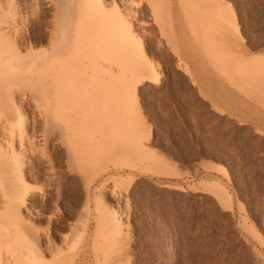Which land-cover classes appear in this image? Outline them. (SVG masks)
Segmentation results:
<instances>
[{
    "label": "rangeland",
    "instance_id": "1",
    "mask_svg": "<svg viewBox=\"0 0 264 264\" xmlns=\"http://www.w3.org/2000/svg\"><path fill=\"white\" fill-rule=\"evenodd\" d=\"M198 1H104L109 10L116 2L126 13L131 12L128 17L133 30L148 59L155 63L160 81L146 80L135 99L126 94L130 92L128 68L117 61L119 58L112 59V65L103 69L113 75H99L118 88L107 93L109 88L105 87L111 84L106 86L103 81L104 87L97 75L94 81L107 90L97 84L91 92L73 94L76 102L65 109L69 114L60 113L70 118H57L60 128L54 129L55 137L45 148L49 157H39L37 172L29 175L31 184L43 190H32L35 195L30 194L24 208L51 264L59 260L56 256L60 253L72 254V250L76 264H264V242L260 245L255 239L258 234L264 237V132L258 131L264 130V63L260 62L264 59V0H223L234 7L236 18L230 15L240 26V34L233 25L221 23L212 11V1ZM41 5L40 21L23 5L21 15L30 14V21L11 23V31L29 26L48 33L44 20L49 19L51 7ZM46 34L35 36L42 39L48 37ZM178 44L196 51L201 68L212 78L207 83L220 95H202L175 52ZM251 47L258 48V53H252ZM117 62L123 65L115 66L118 70L114 68ZM257 65L262 72L253 75L252 71L253 79L262 82H253L251 72H246ZM119 71L123 76L117 80ZM122 79L127 81V89L119 87L121 82L124 87ZM216 106L226 112L221 114ZM127 107L136 117L125 115ZM97 115L105 120L109 117L103 127L107 130L98 128L102 123H91V118L100 119ZM113 116L116 121L123 117V122H116ZM105 131L108 137L103 138ZM224 167L227 170L223 171ZM118 176L128 181L113 194L110 180ZM211 179H221L228 186L233 210L204 188V182ZM86 186L92 192L106 187L103 211L94 201L85 203ZM192 186L198 190H191ZM106 206L121 215L123 232L119 238L109 227L103 228ZM247 215L255 227L251 231L246 228L249 223L243 224ZM107 237H116L109 251L102 249ZM117 241L122 248L115 247ZM106 252L108 258L103 257Z\"/></svg>",
    "mask_w": 264,
    "mask_h": 264
},
{
    "label": "bare ground",
    "instance_id": "2",
    "mask_svg": "<svg viewBox=\"0 0 264 264\" xmlns=\"http://www.w3.org/2000/svg\"><path fill=\"white\" fill-rule=\"evenodd\" d=\"M23 1V4L19 3ZM104 1L105 0H0V264L52 263L47 260L46 254L44 253L40 245V237L39 233L37 232L35 223L31 220V215H29V213L26 212L24 208L29 202V196L30 194H32V190L36 189V187L38 188V186L35 185L34 187L31 184L29 175H32V173L36 171V161L39 157H49L46 153L47 151L45 150V148L49 146V142H51V140H53V138L55 137H52L55 134L53 133L54 129L60 128V126L58 125L60 122L56 124V120L58 121V119L60 118L59 116H61V118L65 116L60 113L68 112L69 114V111H65V109L68 108V106L72 105L71 103L75 101L72 95L81 90H84L86 92H91V90H94V87L98 84H96L97 78L95 77H97V75L101 73H105L107 76H109L108 78H110V74H112V72L108 71L110 73L108 75V73L103 68H106L110 64L112 59L113 61H115L117 60V58H119L117 60L119 63H125V68L127 67L130 72L129 89H127V83L126 87L124 84V82H127L123 80L125 78V75L122 79L124 87L121 84L122 82L120 83L116 81L117 83H120L121 86L119 87H122L123 89L126 88L128 91H130L126 92V94L130 93L129 96L138 99V88L146 80L152 82L160 81V74L158 73V69L155 63H152V61L148 59L149 56L147 57V53L145 51L142 40L136 37V34L133 30V25L131 22L132 20L128 17V13L131 12L127 11L126 13V11H124L125 9L123 10V8L116 2L113 6V9L109 10ZM191 1L195 2L196 0H189V2ZM202 1L205 2L208 0H199L198 2ZM210 1L213 2L211 3L213 9L212 11L216 13V17H218L221 23L233 25L235 31L240 34V26L235 24L233 19L231 18V15L233 17L236 16V11L234 10L232 4L228 3L225 5L223 0ZM41 3L44 6L51 7L49 12L51 15L49 19L44 20V22L47 21L45 22V24L47 23V26L45 25L48 30V33L46 32L47 34L44 33V31H41L43 28L37 31H33L34 28L33 30H31L32 28H30L29 26H25V30L22 27L20 29L11 31V23H28L31 18L30 14H32L33 18L35 17L37 19L38 17L37 21H40L42 17H40L39 19L38 11L40 8L39 5ZM23 5H25V8H23L25 9V11L31 10L29 16L28 14L26 16L21 15L22 7H24ZM43 5L41 6L43 7ZM217 21L218 20H214L213 23ZM36 24L38 25V23ZM41 34H46L48 35V37L36 39V36H39ZM44 39H47L46 42L44 41ZM39 43H44V45L42 44L40 46ZM38 44L40 47H38ZM178 45L180 46V44ZM178 45L177 48H175L176 54L184 61L186 65H184L185 69L190 75L192 82L200 86L202 95H206L208 88L210 87L207 88V91L204 90L206 87L205 84L207 82H204L203 80L208 78H206V75L202 72L203 69H201V66L193 67V63L192 65H190L188 57L187 60L184 58L186 57L184 56V54L188 51L184 52L183 57V51L178 48ZM189 53L190 52H188L187 55ZM190 55L191 53L189 54V56ZM261 59L260 62L264 63V59ZM118 62L116 63V65L114 64V68L115 66L119 67L122 64H118ZM197 63L195 65H197ZM121 67H123V65H121ZM115 69L118 70L119 68ZM261 70L262 68L260 67V65H257L253 67L251 71H243L251 72L252 78L250 79H252V81L254 80L253 82H262L261 79L257 80L256 78V81L255 78L253 79V75L257 73L259 75L260 72H262ZM120 74L121 73L119 71V78H117V80L122 78H120V76H123V74ZM247 75H245L246 78ZM99 76L101 77V75ZM105 76L103 77L105 78ZM204 76L205 78L203 79ZM105 80H103L101 77L99 81H102L101 83L105 82L106 84L110 82V79H108L109 82H106ZM105 83L104 87L106 85ZM112 84L113 83L111 81V83H109L110 87H105L109 88V92L106 91L107 89H101L100 84L98 85L101 90L110 93L114 91L116 87L115 84V86ZM118 85L119 84H117V86ZM106 86H108V84ZM111 86L114 87L112 88ZM207 86L210 85L208 84ZM97 88L98 87L96 86V89ZM101 90L100 93H103V91ZM210 93L208 94L210 95ZM67 94L70 98L72 96V98L70 99ZM99 97L102 98L101 96ZM210 97L213 96L210 95ZM132 107L134 106L132 105ZM47 108L49 110H47ZM128 109L127 112L123 109L124 112H126L125 115H127L128 113V117H136L134 116V111L132 109ZM217 109L221 114H224L226 112L225 109L221 106L217 107ZM45 110L48 112H45ZM100 113L98 114L100 115ZM98 117L100 118L99 120L98 118L97 120H93V118H91V121H93L91 123H102L98 127L101 129L104 126H107L106 121L109 117L107 116L108 118L106 120L104 116V118L100 116ZM113 117L115 118V116ZM113 117L111 118L114 119ZM38 118L40 121L38 120ZM67 118L70 117H66V119ZM119 118L120 121H116V118L115 121L121 122L123 120V117L120 116ZM103 121L105 122V125ZM133 121H135V118ZM68 124L69 122H67V125ZM104 129L107 130L108 128H103V130ZM60 130H62V128ZM96 131H98V129H96ZM258 131L260 133L264 132V130L260 128ZM105 133L103 135V138L108 137L106 131ZM105 135L106 137H104ZM67 136L66 138H69V136ZM99 139L100 138H98L97 140ZM102 143L105 144V142ZM153 156L154 154L151 157ZM153 158L156 159V157ZM48 159L46 161L51 160ZM50 163L52 162H48L47 164ZM76 163L78 164V162ZM49 166L53 167L52 164H50ZM49 170H52L50 172H53V168L50 167ZM225 170L227 169H225L224 167L223 171ZM225 173L228 174V172ZM220 180H206L203 184L204 188H206L207 190H211L226 207L232 208L233 210V194L229 190L228 186ZM110 181L113 183L112 189L114 191L113 194H115L117 193L116 190L118 191L122 184L125 185V181L128 180H126L124 176H118L114 177ZM129 185L130 184H128V186ZM165 186L181 190L186 189L181 185L165 184ZM90 188L91 187L89 186H86L85 188V203L88 205L92 201H94L99 210H102L103 206H105L106 203V187L103 186L97 188L95 192H92ZM38 189V191L43 190H41V187ZM191 190L196 191L198 190V187L192 186ZM32 201L30 200V202ZM105 208V210H107L108 207L106 206ZM102 216L106 222H104L105 226L103 224V228L105 229L106 227V229H108L109 227V229L112 230L111 232H113L114 235H117L119 238L120 235H122L121 233L123 232V223L119 212L115 209L109 210L108 208L107 211H104V214L102 213ZM248 218V215L245 216V220H247ZM245 220L243 224L246 223L245 226H247L249 223V219L247 220V222ZM100 222L101 221H99V224H101ZM249 225L250 226L246 227L247 229L250 228V230L248 231H251V228H255L251 227L250 223ZM103 228L101 226V229ZM103 231L104 230H102V232ZM258 233L259 232L257 231V234ZM105 234L106 233H103V236H105ZM112 234L109 235L113 236ZM106 235H108V233ZM259 236L260 234H258L255 239H258V243L260 242L261 245L264 242V240L262 239L264 237L260 236V238ZM116 237L113 240H111L112 238L108 239L109 237L105 238L106 241L103 242L105 243L104 246L102 245L103 243L101 244L102 249H104L105 247L104 250L109 251L111 249L110 246H112L113 241H116ZM101 242H99L98 244H100ZM121 243L120 245H122ZM114 244L115 247L116 244H118L117 248L121 247L119 246L118 241ZM72 251V254H65L67 253V251H64L65 253L62 252L63 254L60 253L61 255L59 254L58 256H56V259L58 257L59 260H57L53 264H76V255ZM103 253L104 251L102 252V254ZM107 253L108 252H106V255L104 254L103 257L108 258ZM104 261L107 262V260Z\"/></svg>",
    "mask_w": 264,
    "mask_h": 264
},
{
    "label": "crops",
    "instance_id": "3",
    "mask_svg": "<svg viewBox=\"0 0 264 264\" xmlns=\"http://www.w3.org/2000/svg\"><path fill=\"white\" fill-rule=\"evenodd\" d=\"M178 35H181V32L180 33H178ZM179 38V37H178ZM185 48V49H184ZM180 49H181V51H183V54H184V52H186V51H188V52H190L191 53V57L189 56V54L187 55V53H185L184 55L186 56L185 58H186V60H187V57H188V61H190L189 62V64L190 65H192V63L194 64V65H192L193 67H196V66H200V65H202V63L201 62H199L198 61V56H197V53H196V51L195 50H191L190 48H188V47H186V46H180ZM190 50V51H189ZM251 52L252 53H258V48H255V47H251ZM195 58V59H194ZM192 59V60H191ZM198 61V63H197V61ZM197 63V65H195ZM202 69V68H201ZM202 72L206 75V78H208V79H204L205 78V76L203 77V81L205 82H207V81H209V80H212V78L211 77H209L208 76V74L207 73H205L203 70H202ZM203 74V75H204ZM206 85V87H205V91H207V88L208 87H210V86H207L208 84L206 83L205 84ZM209 89H210V91H209ZM213 90V91H212ZM212 91V92H211ZM211 92V93H210ZM207 93H210V95H212V96H217V95H220V94H216V92H215V89H212L211 87L210 88H208V91H207Z\"/></svg>",
    "mask_w": 264,
    "mask_h": 264
}]
</instances>
